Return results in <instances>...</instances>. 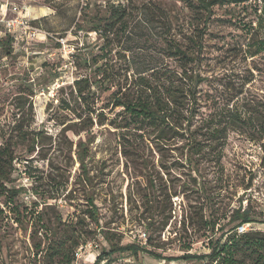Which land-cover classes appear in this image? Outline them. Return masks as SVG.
<instances>
[{"label": "rangeland", "instance_id": "rangeland-1", "mask_svg": "<svg viewBox=\"0 0 264 264\" xmlns=\"http://www.w3.org/2000/svg\"><path fill=\"white\" fill-rule=\"evenodd\" d=\"M184 1L0 0V18L19 17L40 28L39 37H34L31 29L22 26L16 39L0 19V149L8 142L14 157L5 185L19 189L14 202H9V191L0 197L4 210L0 264H55L46 249L72 228L75 239L83 232L87 243L96 245L83 250L79 264H94L112 244L145 242L150 252H140L133 264H202L170 262L153 254L179 256L186 245H191L192 253L208 252L204 238L192 227L185 229L182 222L201 208L206 215L211 211L204 195L188 186L194 177L204 181L213 211L229 214L239 205H250L256 219L264 221V154L251 128L229 131L221 164L203 163L199 176L182 167L178 141L159 152L148 140L139 159L124 155L118 132L109 125H95L79 134L62 129V121L78 119L61 109V99L67 97L66 87L74 79L94 76L92 57L104 54L99 64L109 63L118 74L162 63L174 66L176 60L165 54L169 40L195 51L197 60L190 66L206 77L198 86L201 114L211 115L226 106L243 111L245 98L264 105V0L204 12L206 28L199 49L191 38L198 39L195 29L203 24ZM118 5L126 7L128 23L105 39L96 29H102L108 10ZM14 6L18 11H13ZM103 99L110 111L108 96ZM81 140L88 148L85 163L93 180L88 186L83 184L78 156ZM9 169L5 167L6 172ZM1 177L0 172V192ZM88 193L95 196L99 224L85 214ZM6 202L15 210L17 205L27 207L26 218L17 222ZM250 226L264 230V223ZM35 243L42 251L35 252ZM127 257L116 252L100 264L109 258L110 264H124Z\"/></svg>", "mask_w": 264, "mask_h": 264}, {"label": "trees", "instance_id": "trees-1", "mask_svg": "<svg viewBox=\"0 0 264 264\" xmlns=\"http://www.w3.org/2000/svg\"><path fill=\"white\" fill-rule=\"evenodd\" d=\"M244 1L196 0L194 2L185 0V6L196 12L199 15L197 20L202 21L203 24L202 29L199 27L200 25L195 29L198 39L191 38L195 47L199 49L202 44L200 34L206 28L204 12L207 15L208 12H212L215 6ZM108 11L109 16L105 18V23L101 24L102 29L99 27L96 29L101 30L105 39L116 33L118 28L126 25L129 18L126 7L122 5L112 6ZM11 36L15 38L13 35ZM166 46V58L176 60L174 66L162 63L147 69H126L125 72L118 74L111 71L109 63L99 64V59H105L104 54L99 55V59L92 57V62L96 66L94 76L78 77L66 87L69 92L67 97L61 99L60 107L73 114L78 120L62 121V129L79 134L83 131H91L95 125H109L118 132L124 155H135L139 159H143L142 144L148 140L160 148L158 151L162 150L165 145L178 141L181 143L179 155L182 167L198 176L203 163L215 161L216 164H221L222 150L228 133L237 127L253 129L254 139L261 142L264 154V105L253 104L250 99L246 100L245 98L242 105L243 111H240L239 108L233 109L226 106L211 115L201 114L198 86L206 80V77L199 70L190 66L191 62L197 60H194L195 51L184 48L176 41L169 40ZM261 50L256 51L252 56L259 54L262 52ZM103 96H108V102L112 104L110 111L107 110V103ZM113 111H116L115 115L110 116L109 113ZM242 112L244 113L242 114ZM36 140L34 137V142ZM32 150H35V144ZM87 154L86 143L81 140L78 156L82 165L84 186L93 182L85 163ZM13 161L10 145L6 142L0 149L1 186L3 187L0 197L6 191L11 192L9 202H14L19 194V189H9L5 185L10 180ZM5 167H10L8 172ZM204 184V181L198 182L194 177L193 183L188 186H191L192 191L204 195V202L207 203V208L211 209L210 213L206 215L201 208L200 211L194 213L195 216L185 217L182 222L185 229L187 226L192 227L198 237L204 238L208 252L192 253L189 252L191 245H186L182 249L184 253L179 256L153 253L154 256L170 262L196 260L202 264H264V230L250 226L243 232L239 231V227L242 225L264 223V221L256 219L250 205H239L229 214L222 213L220 215L219 211H213L212 199L208 196ZM9 204L6 202L5 206L9 209V213L14 214L13 218L17 222H20V217L26 218L27 207L17 205L15 210ZM86 204L88 209L85 214H88L92 221L99 224L98 209L93 193L87 194ZM37 218L41 220L39 215ZM3 219L4 210L0 209V229ZM223 219L227 220V223L221 224ZM218 224L220 225L217 228ZM220 231V235L217 236ZM75 233L72 228L63 239L49 243L46 253L55 261V264H73L78 248L87 243V235L82 232L78 240L75 239ZM145 244L128 243L123 246L112 244L110 251H102L97 255L94 264H100L104 258L116 252L131 254L134 257L140 252L148 253L150 251L145 247ZM40 248V245L35 243V252L42 251ZM56 257L57 261L54 259ZM112 261L113 259L109 258L103 264H110Z\"/></svg>", "mask_w": 264, "mask_h": 264}, {"label": "built area", "instance_id": "built-area-1", "mask_svg": "<svg viewBox=\"0 0 264 264\" xmlns=\"http://www.w3.org/2000/svg\"><path fill=\"white\" fill-rule=\"evenodd\" d=\"M13 11L16 12L18 11V7L14 6ZM4 23V26L7 30V32H9L11 35H13L16 39H18V29L20 27H26L31 29V34L34 35V37H39L40 35V28L37 27H33L30 25V23L28 21H23V19H20L19 17H15V18H10V19H6L4 18H0ZM20 30V29H19ZM33 30V31H32ZM250 227V224H245L239 227V231L243 232L245 230H247ZM146 243V242H145ZM96 247V245L88 242L85 245H82L78 248L77 253H76V259L74 261L73 264H79V260L82 258V254H83V250L84 249H94ZM128 257L125 258L124 260V264H133L134 263V256L131 254H127Z\"/></svg>", "mask_w": 264, "mask_h": 264}]
</instances>
